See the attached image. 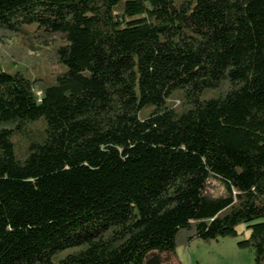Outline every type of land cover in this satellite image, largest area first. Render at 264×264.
<instances>
[{"label":"trees","instance_id":"1","mask_svg":"<svg viewBox=\"0 0 264 264\" xmlns=\"http://www.w3.org/2000/svg\"><path fill=\"white\" fill-rule=\"evenodd\" d=\"M0 29L65 68L0 67V264H181L242 225L264 264V0H0Z\"/></svg>","mask_w":264,"mask_h":264},{"label":"rangeland","instance_id":"2","mask_svg":"<svg viewBox=\"0 0 264 264\" xmlns=\"http://www.w3.org/2000/svg\"><path fill=\"white\" fill-rule=\"evenodd\" d=\"M181 2L182 0H176ZM60 37H51L44 41L32 40L0 29V67L10 73L17 69L24 70L33 77L41 78L47 84H53L58 74L65 68L57 61L56 47L62 44ZM225 89L207 90L201 96L202 100L216 97ZM40 94V93H39ZM171 105L178 112L188 108L184 105L182 91L175 92L169 99ZM152 107L142 113L145 117L152 111ZM29 129L39 134L43 130L41 122L30 125ZM16 156L23 159L26 155L28 140L25 136H16ZM213 190L220 189L213 184ZM215 191V192H216ZM240 236L237 238H220L218 240H194L190 243H180L177 247V256L181 264H255V253L251 249H241L240 241L248 239L250 231L246 226L238 227ZM77 249H68L59 253L55 261L63 259Z\"/></svg>","mask_w":264,"mask_h":264}]
</instances>
